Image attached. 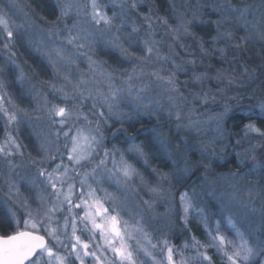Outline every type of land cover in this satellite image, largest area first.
<instances>
[{"label": "snow or ice", "instance_id": "obj_1", "mask_svg": "<svg viewBox=\"0 0 264 264\" xmlns=\"http://www.w3.org/2000/svg\"><path fill=\"white\" fill-rule=\"evenodd\" d=\"M9 2L23 12V5ZM40 6L49 8L47 15L35 9L23 12L21 24L10 23L0 10V264H37L38 259L44 264H217V259L219 264H251L258 251L264 252V238L254 242L231 216L213 225L194 192L176 190L166 172L152 167L146 141L132 136L123 148L105 144L104 126L118 121L123 128L125 113L119 90L111 87V74L103 72L89 51L103 41L135 61L139 76L149 77L134 93L129 85V95L138 103L153 82L174 99L176 82L164 66L179 47L172 41L194 36L190 26L201 5L188 6L191 18L174 2V18L161 15L156 0H53L51 5L42 0ZM213 8L219 37L231 38V31L221 29L235 20L264 38L248 19L246 6L217 0ZM18 42L44 57L51 79L25 67L27 61L18 59ZM78 55L109 84L106 95L95 89L101 92V106L89 109L91 116L81 105L66 103L70 94L91 96L94 91L79 69ZM24 96L31 98L29 107L22 106ZM26 125L36 136L35 155L20 139ZM141 162L151 168V178ZM136 189L150 194L139 205L129 195ZM157 200L168 201L167 212L156 210ZM158 217L159 226L153 227ZM192 221L203 225L204 238L193 232ZM177 228L179 244L171 239Z\"/></svg>", "mask_w": 264, "mask_h": 264}, {"label": "clouds", "instance_id": "obj_2", "mask_svg": "<svg viewBox=\"0 0 264 264\" xmlns=\"http://www.w3.org/2000/svg\"><path fill=\"white\" fill-rule=\"evenodd\" d=\"M178 2L185 6L191 0ZM216 2L195 0L201 7L199 17L192 20L191 33L194 34L197 24H209L205 10L208 14L215 13ZM228 3L246 6L248 19L254 20L264 32V0H228ZM185 11L191 18L190 8ZM213 21L210 27L214 26L215 32L207 39L196 37L190 42L188 38L193 35L187 34L172 41L179 45V51L169 57L164 67L176 82L171 93L174 99H169L170 94L156 88L153 82L143 94L142 104L138 103L134 95H129V85L134 93L148 83L149 77L139 76L134 60L124 57L126 67L109 63L104 57L110 55V47L103 41L95 44L88 55L104 73L111 74V87L119 90L120 107L125 113L123 125L149 122L145 132L148 148L161 161H171L166 173L174 188L188 187L213 219L231 216L255 242L264 238V167L258 166L264 164V123H258L264 122V38L235 20L226 21L221 29L231 31V38L219 37ZM164 55L168 56L166 45ZM82 63H86L85 68H81ZM77 64L94 91L91 96L87 92L83 96L70 94L66 103L81 105L91 116L89 109L95 106L99 111L101 106L98 102L101 92L95 89L106 95L109 84L99 73L93 75L85 56L78 55ZM130 75L136 79L129 81ZM238 115L251 119H246L241 128L233 119ZM116 122L108 121L104 126L105 139L106 128ZM251 127L259 132L248 131ZM132 136L128 133L127 138ZM233 157L234 166L224 170ZM129 195L136 205L141 198L145 199L139 189ZM158 204L164 206L163 212L168 211V201L157 200L155 208ZM212 206L214 212L210 210ZM160 221V217L152 221L153 227L159 226ZM37 264H44V260L38 259ZM251 264H264V252L258 251Z\"/></svg>", "mask_w": 264, "mask_h": 264}, {"label": "trees", "instance_id": "obj_3", "mask_svg": "<svg viewBox=\"0 0 264 264\" xmlns=\"http://www.w3.org/2000/svg\"><path fill=\"white\" fill-rule=\"evenodd\" d=\"M23 2H27L28 4L30 3L32 8L36 10V12H39L41 15H47L49 8L48 7H41V3L42 0H22ZM45 2L48 5L52 4V0H45ZM156 6L159 9V12L161 15H165L168 16L170 18H174V13H173V2H171V0H156ZM70 21V20H69ZM68 21V22H69ZM212 27H210L209 25H197L193 28V32H194V36L189 37L188 40L190 42H194L196 37H204V38H208L209 34H214L212 32ZM18 44V48L16 45V51L18 52V59L20 61H27V64L25 65L26 68H32L35 69L36 72L40 73L41 76L40 78L42 79H49L50 76L52 77L51 71H49L50 69L48 68L47 64L45 63V61L43 60V58L37 54L34 53L32 50L27 49L26 45H21L19 42ZM133 48H138V45H134ZM110 51V55L109 56H105L104 58L107 59L109 61V63H114L117 64L119 66H128L127 62L124 60V56L121 55V53H118L116 51H113L111 49H109ZM177 51H179V49H177ZM183 54V53H182ZM184 77L181 76V79H183ZM234 121H236L238 123L239 127H243V124L247 122L246 118L243 115H238L236 117L233 118ZM119 123V122H118ZM114 124L110 130H108L109 132H115V135H113L114 137L111 140L113 144H118L121 142H125V140L128 137V133H132L135 137H137V142L140 141H147L148 137H146L145 132L147 127H149V122L147 120H145V122L143 124L140 123H136V124H130V123H125L123 125V128H121L120 123L118 124ZM258 123H263L261 121H258ZM127 129L128 131L125 132L124 129ZM117 129H120V131H117ZM108 131L106 132V137L108 136ZM108 138V137H107ZM106 140V139H105ZM107 143L110 144V140H106ZM106 143V144H107ZM126 145V144H125ZM126 147V146H125ZM150 151V157H151V164L152 167H156L158 169H161L164 172H168L170 170L171 167V161L165 163L163 161H161L160 159H158L153 151ZM193 159H195V154H193L192 156ZM235 164V157H233V159L231 161L228 162V164L224 165V170H227L228 168L233 167ZM150 169L148 167H144V170L150 174ZM180 187L183 186H179L178 188L180 189ZM192 227H193V232L195 234H197L200 238H202V229L200 228L199 225H197L196 223H194V221H192ZM11 234V233H9Z\"/></svg>", "mask_w": 264, "mask_h": 264}, {"label": "rangeland", "instance_id": "obj_4", "mask_svg": "<svg viewBox=\"0 0 264 264\" xmlns=\"http://www.w3.org/2000/svg\"><path fill=\"white\" fill-rule=\"evenodd\" d=\"M53 1V0H52ZM14 2L15 3H17V4H21V5H23L24 7H23V12H27V13H29V14H31L32 13V6L31 7H28L27 5H31L30 3L28 4L26 1L25 2H23L22 0H14ZM171 2H173V0H171ZM193 4H195V0H191V3L189 4V5H185L184 7L186 8V7H188V6H190V5H193ZM175 5L179 8V7H181L180 6V4H179V2H178V0H177V3H175ZM0 10H3L5 13H7V18L10 20V23H15V24H21V23H23V19H24V16H23V12H20L18 9H16V8H14V7H12V5L10 4V2H9V0H0ZM205 14H206V17H207V19L209 20V26L211 25V21L212 20H215L216 18H217V13H211V14H208V12H207V10H205ZM71 23V20L69 21V24ZM197 25H204V24H197ZM196 25V26H197ZM212 27V32L214 33L215 32V28H214V26H211ZM243 31V29H241V32ZM19 46H18V44H17V48H18ZM110 49L111 50H113V51H116V52H118V53H120L117 49H114V48H111L110 47ZM34 53H37V52H35L34 50H32ZM37 54H39V53H37ZM40 55V54H39ZM41 56V55H40ZM42 57V56H41ZM43 58V60L45 61V63L47 64V61L44 59V57H42ZM3 58L2 57H0V60H2ZM47 66H48V68L50 69L49 71H51V74L53 75V73H52V69H51V67L47 64ZM81 68H85L86 67V63H82L81 65ZM52 77L50 76V78L49 79H51ZM42 79V78H41ZM16 94H17V96L19 95V90L18 89H16ZM49 98L50 99H53V97H52V95L50 94L49 95ZM23 104H22V106L23 107H29L31 104H32V101H31V98L30 97H28V96H24L23 98ZM55 100H56V102H60V98L59 97H55ZM116 123H118V122H116ZM116 123H114V124H116ZM264 123V122H263ZM119 124V123H118ZM0 127H2V121H0ZM111 128H106V132L108 131V130H110ZM113 133H115V132H109L108 131V138L106 137V140H110V144L109 143H107V141L105 140V144L107 145V147H109V148H111L112 147V145H113V143L111 142V141H114V140H111L114 136H113ZM0 134H2V133H0ZM20 139L23 141V143L27 146V148H26V150L28 151V152H32L33 153V155H35L36 154V151H35V149H36V147L38 146V144H37V140H36V136L33 134V132H32V128L30 127V126H24L23 128H22V130H21V135H20ZM115 144V143H114ZM126 143L125 142H121V143H118V144H115V145H117V146H119V147H121V148H123V147H125V146H127V145H125ZM141 166H142V170L144 171V173H145V175L146 176H148L149 178H151V176H152V172H150V174H148L145 170H144V167L145 166H143L142 165V162H141ZM156 168V167H155ZM150 171H151V169H150ZM106 186H108L109 187V190L111 191V190H113L112 189V187L111 186H109V185H107L106 184ZM175 189L176 190H179V191H187V192H189V194L191 195V191H190V189L188 188V187H185V186H183V187H180V189L178 188V185L175 187ZM140 195H142V196H144V198L145 199H147L148 198V195L145 193V192H143V191H140ZM137 199H138V197H137ZM0 209H3V205L2 204H0ZM156 210L158 211V212H163L164 211V206L162 205V204H158L157 206H156ZM211 211H215V207L214 206H212L211 207V209H210ZM215 219H219L218 217H216ZM215 219H213V225H214V222H215ZM194 223H196L195 221H194ZM200 226V228L202 229V238H204V229H203V225H199ZM153 229H149V231H152ZM181 237H182V233L180 232V229L179 228H177V229H175V231H174V233L171 235V239H172V241H173V243H177V244H179L180 242H181ZM214 251V250H213ZM217 264H219V260L217 259Z\"/></svg>", "mask_w": 264, "mask_h": 264}]
</instances>
